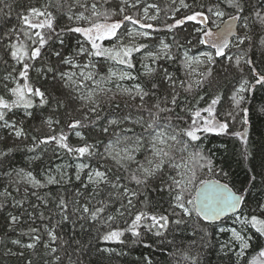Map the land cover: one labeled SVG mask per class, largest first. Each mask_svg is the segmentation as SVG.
<instances>
[{
  "label": "snow or ice",
  "instance_id": "6c2138e0",
  "mask_svg": "<svg viewBox=\"0 0 264 264\" xmlns=\"http://www.w3.org/2000/svg\"><path fill=\"white\" fill-rule=\"evenodd\" d=\"M17 7L16 24L0 29V62L6 66L0 75V178L6 181L0 212L9 203L22 209L4 217V255L23 264L26 253L42 247L50 257L46 264H65L64 257L67 264H83L81 254L90 245L61 234L78 225L92 240L121 248H97L102 255H125L129 241L149 248L146 238L187 233V245H176L175 235L168 241L166 264H202L206 248L229 264H264V201L253 206L250 189L237 195L219 181L201 180L195 187L198 172L214 173L202 147L208 134L241 141L248 159L247 105L264 89V67H256L249 50L264 52V0H170L164 9L142 0H47L39 7L23 2ZM12 11L13 3L0 0V14ZM162 11L170 21L163 28L148 22ZM161 31L172 34L171 44L157 36ZM194 42L209 50L190 55ZM174 47L185 50L177 55ZM232 48L237 52L230 55ZM218 62L235 76L230 94H201L205 83H213ZM177 63L171 71L169 65ZM201 65L207 70L197 72ZM37 119L33 134L29 122ZM236 123L244 130L233 131ZM17 151L32 154L26 165L16 166ZM48 151L75 163L36 172L34 162ZM69 168L82 190L40 195L49 186L72 183ZM253 173L252 187L257 175L264 183V174ZM21 190L17 199L13 193ZM148 191L161 198L159 207ZM31 197L38 203L30 204ZM41 206L51 213L47 223L41 210V226L33 222L25 230L23 217L36 216ZM144 262L152 264L149 257Z\"/></svg>",
  "mask_w": 264,
  "mask_h": 264
},
{
  "label": "trees",
  "instance_id": "16d2710c",
  "mask_svg": "<svg viewBox=\"0 0 264 264\" xmlns=\"http://www.w3.org/2000/svg\"><path fill=\"white\" fill-rule=\"evenodd\" d=\"M9 2L13 3V11L11 15L0 14V29H5L8 27H12L16 24V13L21 11L18 4L21 2L25 4H31L33 6H41L42 4L46 3L47 0H9ZM191 2V0H188ZM206 2V0H205ZM259 0H253V3H258ZM143 4H158L161 9H164L167 4L170 3L169 0H142ZM8 10L5 9L4 12L6 13ZM171 15V13H168ZM227 19V17H225ZM154 23L156 26L163 28V26L170 22L167 20L165 12H161L160 16L157 21H148ZM186 31V30H185ZM260 33H257V38ZM159 38L165 39L166 42L172 43L171 33L166 31H161L157 34ZM179 38V37H178ZM191 38V37H190ZM195 45V42H194ZM192 53H197L201 50L208 51L209 49L205 48L204 46H190ZM184 48H173V52L177 55H182L184 52ZM237 49L232 48L231 54H235ZM138 55V54H137ZM249 57L255 61L256 67L262 68L264 67V52L261 51L259 47L252 48L249 50ZM220 62H222L225 66L227 65V61L223 58H220ZM220 62H218L214 67L216 71L213 73V77L210 79L213 81L212 84L205 83L204 88L201 89V94H210L213 90H218L221 94L227 96L230 94L231 89L235 84V76L233 74L225 73L224 69L220 67ZM5 65L0 62V75L4 73ZM139 67V65H137ZM169 68L171 71L175 72L179 68V64H170ZM182 75V73H181ZM33 82H36V74L32 73ZM3 93V87L0 85V94ZM250 110V123L246 126L247 128V137H248V149H249V156L248 159H244L242 156L243 145L242 142L237 140L232 136H216L213 134H208L205 139H203L202 147L205 150V154L208 155L213 162L214 165V173H209L206 170L198 172L197 181L195 183V187L200 185L201 180H216L222 183H227L230 188L238 195L240 192L238 190L241 189H250V194H247V199L251 205H255L257 200L264 201V183H261L260 175H257L256 178V186L252 187V185L248 182V177L253 175V169H255L256 174H264V114L260 112V108L264 106V89H257L254 92V96L249 99L248 105ZM121 107L123 104L121 103ZM220 107V106H218ZM227 105L224 106V110H226ZM40 126V120H34L29 122V131L34 133V127ZM59 128H57V131ZM233 131H243L244 128L239 124L236 123L232 129ZM44 131L46 132L47 129L45 128ZM71 143H77V138L73 135L71 136ZM3 145L0 144V147ZM39 151V150H38ZM32 155L31 153H24V152H14L13 157L16 163V166H24L27 164V156ZM141 158V157H139ZM138 158V159H139ZM67 161L68 163L74 164L75 161L70 160L68 158L64 159H57L55 156L52 155L51 151L43 153L41 155V160L36 161L33 164V168L35 169H42V170H54L57 165L63 164ZM93 166H95V161L90 162ZM69 174L73 175L72 183L64 186L59 187L56 189H47V192H50L52 196L56 195H65L68 196L70 193L75 194L78 188L82 190V186L79 185V182L75 181L74 179V168L68 169ZM86 179V177H82ZM195 187L193 188V194L195 191ZM3 190V178H0V191ZM17 199L21 197L18 194H14ZM148 197L153 201V203L159 207L161 198L156 195L155 192L148 191L146 193ZM164 200L167 199L165 196ZM166 206V205H165ZM28 207V205H25ZM54 207V205H49V208ZM32 211L31 208L28 209ZM41 210L45 211V221L47 223V217L51 214L46 209H43L41 206L37 208L36 216L29 218L28 216H24L23 219L26 221L24 228L27 230L28 225L35 223V226L40 227L41 221L38 219L39 212ZM8 211H11L13 214H18L22 209H14L11 207V203H9L8 208L0 212V237L3 236L5 231L4 225L5 220L4 217L7 216ZM195 223V218L193 220ZM88 228V225H85V229ZM93 235H94V230ZM191 230L189 229V232ZM62 235L67 238L68 236H73L75 239L83 240L86 244L90 245V250L85 249V252L81 254V259L86 261L88 264H107V262L103 261L102 254L98 252L97 248H102L105 245L114 247L117 251H120V246L117 245H108L103 242H96L92 240L91 237L82 233L77 225V228L73 230L71 225H68L62 232ZM12 235L15 238L14 234ZM176 236L175 244L176 245H187L189 240L187 239V233H174V234H166L167 239L164 238H155L152 237L151 239L146 238V242L151 244V247L145 248L141 247L143 244H132L129 241L128 246L123 248L125 255L123 256H111V260L108 264H146L144 262V257H149L152 261V264H166L167 261V252L171 249V245L168 244V241L173 240V236ZM215 235H211L210 239L215 240ZM26 239V238H25ZM155 240V243L152 241ZM163 240V243H161ZM9 247H12L10 244ZM141 248L136 251L135 248ZM218 247V246H217ZM45 250L42 247H39L35 253H26V258L23 260V264L34 257L35 254ZM72 251V249H69ZM63 256L64 254L61 253ZM66 258V257H65ZM73 259H75V255H73ZM2 260H5V264H19L22 262L21 258L15 256H5ZM0 260V261H2ZM202 264H229L226 258H222L220 255L217 254V251L212 248L204 249V254L202 256Z\"/></svg>",
  "mask_w": 264,
  "mask_h": 264
},
{
  "label": "rangeland",
  "instance_id": "374dc122",
  "mask_svg": "<svg viewBox=\"0 0 264 264\" xmlns=\"http://www.w3.org/2000/svg\"><path fill=\"white\" fill-rule=\"evenodd\" d=\"M170 1V0H169ZM177 3H178V0H177ZM142 14V13H141ZM213 31L214 30H216L215 28H213L212 29ZM231 39H234V38H230V40ZM198 53L199 52H197V53H192V52H190L189 54L190 55H198ZM195 67V66H194ZM106 70V69H105ZM207 70V66H205V65H201L200 67H198V68H196V71L197 72H201V71H206ZM195 78V77H194ZM125 83H127V82H125ZM140 156L138 155L137 156V158H139ZM142 158V157H141ZM141 158H139V159H141ZM36 172H44V171H48V170H42V169H35V168H33ZM5 180L3 179V186H4V184H5ZM71 184V183H70ZM67 185H69V184H67ZM67 185H65V186H67ZM56 188H59V186H49L47 189H56ZM47 189H43V190H40V195H43L44 194V192H47ZM11 190V189H10ZM15 195L17 194V193H14ZM23 195V190H21V193H19L18 194V196L19 197H21ZM194 195V194H193ZM29 203L31 204V203H38L37 201H36V199H35V197H31L30 198V200H29ZM223 222H224V224H225V226H231V221L230 220H228V219H224L223 220ZM105 247H111V246H104V247H102V248H105ZM141 247H144V246H141ZM114 248V247H113ZM136 249V251L137 250H139V249H141L140 247L138 248H135ZM117 251V250H116ZM5 257V255H4V248H3V245H0V260H2L3 258ZM111 258V256H108L107 254H103V256H102V259H103V261H105V262H107V264L109 263V261L111 260L110 259ZM50 259V257L47 255V253L46 252H44V251H41V252H39V253H37V254H35L34 255V257L32 258V259H29V260H31L32 261V264H46V262L48 261ZM64 259H65V264H67V258H65L64 257ZM83 261V260H82ZM0 264H5V260H2V261H0ZM19 264H22V262H20ZM24 264H27V261L24 263ZM83 264H88L86 261H83Z\"/></svg>",
  "mask_w": 264,
  "mask_h": 264
},
{
  "label": "water",
  "instance_id": "95a60500",
  "mask_svg": "<svg viewBox=\"0 0 264 264\" xmlns=\"http://www.w3.org/2000/svg\"><path fill=\"white\" fill-rule=\"evenodd\" d=\"M216 31V30H215ZM207 181H216V180H212V179H210V180H207ZM219 183H221V184H224V183H222V182H219ZM200 186V185H199ZM198 186V187H199ZM194 195H195V192H194ZM238 195V194H237Z\"/></svg>",
  "mask_w": 264,
  "mask_h": 264
},
{
  "label": "bare ground",
  "instance_id": "6f19581e",
  "mask_svg": "<svg viewBox=\"0 0 264 264\" xmlns=\"http://www.w3.org/2000/svg\"><path fill=\"white\" fill-rule=\"evenodd\" d=\"M215 31V30H214ZM195 192V191H194Z\"/></svg>",
  "mask_w": 264,
  "mask_h": 264
}]
</instances>
